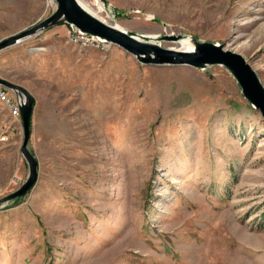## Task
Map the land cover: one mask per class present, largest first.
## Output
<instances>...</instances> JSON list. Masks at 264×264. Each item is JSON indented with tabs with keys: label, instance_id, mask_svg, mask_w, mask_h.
I'll return each instance as SVG.
<instances>
[{
	"label": "rangeland",
	"instance_id": "rangeland-1",
	"mask_svg": "<svg viewBox=\"0 0 264 264\" xmlns=\"http://www.w3.org/2000/svg\"><path fill=\"white\" fill-rule=\"evenodd\" d=\"M79 1L164 48L222 43L264 85V0ZM55 7L0 0V40ZM69 29L0 50V77L34 98L38 161L33 188L0 208V264H264V118L229 70L145 63ZM20 143L0 103V196L27 176Z\"/></svg>",
	"mask_w": 264,
	"mask_h": 264
},
{
	"label": "water",
	"instance_id": "water-1",
	"mask_svg": "<svg viewBox=\"0 0 264 264\" xmlns=\"http://www.w3.org/2000/svg\"><path fill=\"white\" fill-rule=\"evenodd\" d=\"M54 11L28 28L0 40V50L23 39L44 31L59 23H68L79 30L96 35L106 42L117 44L132 53L142 62L155 64H188L198 68L210 64L226 67L238 82L243 96L261 112L264 118V85L250 63L237 52L226 50L222 43L199 41L193 36L189 49L164 48L143 40L142 34L118 27L102 20L83 7L78 0H54ZM176 35H163L162 38L175 39ZM0 85L13 92L18 101L21 119L20 151L27 164V176L15 190L0 196V208L21 199L30 191L38 179V161L29 148L31 120L34 98L23 86L0 77Z\"/></svg>",
	"mask_w": 264,
	"mask_h": 264
},
{
	"label": "built area",
	"instance_id": "built-area-1",
	"mask_svg": "<svg viewBox=\"0 0 264 264\" xmlns=\"http://www.w3.org/2000/svg\"><path fill=\"white\" fill-rule=\"evenodd\" d=\"M69 39L73 42L76 43H81V44H90V43H96V44H101L103 45L105 40L102 38L92 35L86 32H83L76 28L73 25L69 24ZM0 103L6 108L9 116L14 119H19L20 118V109L18 105V101L15 98L13 94L9 92L7 88L4 86L0 85Z\"/></svg>",
	"mask_w": 264,
	"mask_h": 264
},
{
	"label": "bare ground",
	"instance_id": "bare-ground-1",
	"mask_svg": "<svg viewBox=\"0 0 264 264\" xmlns=\"http://www.w3.org/2000/svg\"><path fill=\"white\" fill-rule=\"evenodd\" d=\"M79 1V0H78ZM80 2V1H79ZM80 4L83 6V4L80 2ZM95 4H99V5H101V3L99 2V0L97 1V3L95 2ZM88 6V5H87ZM83 7H85V6H83ZM86 8V7H85ZM87 9V8H86ZM88 10V9H87ZM91 13H92V11H90ZM92 14H94V13H92ZM95 15V14H94ZM97 16V15H96ZM99 16V15H98ZM100 18V17H99ZM102 20H104V21H106L107 22V19H105V18H101ZM118 27H120V26H118ZM178 43H177V45H178V47H182V46H185V47H187L188 49L189 48H191V46L193 45L192 44V42L190 41V39H184V40H179V41H177ZM173 47V46H172ZM184 49V48H183Z\"/></svg>",
	"mask_w": 264,
	"mask_h": 264
},
{
	"label": "trees",
	"instance_id": "trees-1",
	"mask_svg": "<svg viewBox=\"0 0 264 264\" xmlns=\"http://www.w3.org/2000/svg\"><path fill=\"white\" fill-rule=\"evenodd\" d=\"M18 200H19V198L15 199V201H18Z\"/></svg>",
	"mask_w": 264,
	"mask_h": 264
},
{
	"label": "crops",
	"instance_id": "crops-1",
	"mask_svg": "<svg viewBox=\"0 0 264 264\" xmlns=\"http://www.w3.org/2000/svg\"><path fill=\"white\" fill-rule=\"evenodd\" d=\"M7 114H8V112H7ZM9 115V114H8Z\"/></svg>",
	"mask_w": 264,
	"mask_h": 264
}]
</instances>
